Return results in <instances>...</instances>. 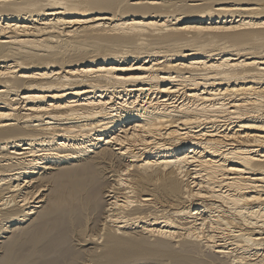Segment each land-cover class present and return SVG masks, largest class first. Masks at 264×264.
<instances>
[{
	"label": "bare ground",
	"instance_id": "1",
	"mask_svg": "<svg viewBox=\"0 0 264 264\" xmlns=\"http://www.w3.org/2000/svg\"><path fill=\"white\" fill-rule=\"evenodd\" d=\"M0 264H264V0H0Z\"/></svg>",
	"mask_w": 264,
	"mask_h": 264
}]
</instances>
